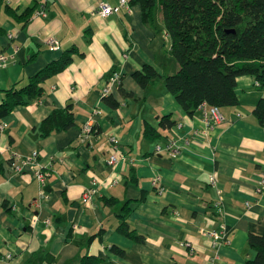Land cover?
Segmentation results:
<instances>
[{"label":"crops","instance_id":"crops-1","mask_svg":"<svg viewBox=\"0 0 264 264\" xmlns=\"http://www.w3.org/2000/svg\"><path fill=\"white\" fill-rule=\"evenodd\" d=\"M119 1L0 0V53L16 52L0 68V104L5 91L27 85L65 51L73 58L44 82L39 99L0 121V264H79L86 256L100 264L253 261L249 237L264 233V129L253 110L264 89L251 76L238 78L239 104L220 108L222 124L210 127L201 108L188 115L164 83L178 64L159 4L150 18L144 0H133L131 12L98 13L101 2ZM43 8L44 18L36 15ZM145 65L161 78L144 89L134 74ZM118 71L113 108L103 93ZM68 105L74 127L42 136V122ZM162 117L174 126H162ZM171 143L173 152L155 151ZM35 151L16 172L14 156L28 160ZM114 154L123 157L110 165ZM94 179L100 186L85 204Z\"/></svg>","mask_w":264,"mask_h":264},{"label":"trees","instance_id":"trees-1","mask_svg":"<svg viewBox=\"0 0 264 264\" xmlns=\"http://www.w3.org/2000/svg\"><path fill=\"white\" fill-rule=\"evenodd\" d=\"M156 2L171 39V53L178 64V71L166 77L164 83L188 115L192 116L203 104L219 108L237 106L236 87L240 77L251 76L258 89H264V0H144L145 16H152ZM38 6L39 3L35 8ZM71 52L65 51L27 85L20 86L18 82L5 91L0 104V121L15 108L39 99L44 93V82L73 62ZM160 78L150 65L134 74V79L144 89L157 85ZM104 100L113 108L119 105L109 96ZM253 115L264 129V98L258 101ZM74 125V110L68 105L45 119L40 131L46 137ZM161 125L172 128L174 122L162 117ZM249 245L256 251V257L246 264H264V233L251 234ZM79 264L100 262L86 256Z\"/></svg>","mask_w":264,"mask_h":264},{"label":"built area","instance_id":"built-area-1","mask_svg":"<svg viewBox=\"0 0 264 264\" xmlns=\"http://www.w3.org/2000/svg\"><path fill=\"white\" fill-rule=\"evenodd\" d=\"M126 9L128 12H131V3L130 0H120L119 4L117 6H111L110 4L106 2H101L99 5V10L98 13L102 15L103 17H109L115 14H118L120 11ZM36 15L39 17H46L47 12L43 9L39 10L36 12ZM10 39H12V36H9ZM49 45L51 46L52 50H58L60 48V43L55 40V39H49L48 40ZM16 52L13 53H5L2 52L0 53V68L6 67L10 62L12 63L14 61V56ZM121 77L122 74L121 72H114L107 80L106 85L104 87V97H108L111 95L113 92L114 88L118 87L121 84ZM203 112H204V119L208 123V125L211 127L215 125L222 124L225 121V117L223 113L221 112L220 108L217 106H210L208 107L206 104H203L200 107ZM84 132L87 134H92L94 132L92 124H87L84 128ZM173 143H171L169 146H167L165 149L161 148L160 146H157L155 151L157 153L161 152H173ZM174 156V155H173ZM38 157V152H33L32 157L29 158L28 160L22 159L21 156L15 155L14 156V163H13V168L16 172H22L27 165H31L34 160H36ZM122 154H114L111 156L109 160L110 165L116 164L118 161L121 160ZM260 185L264 188V162L261 163V173H260ZM37 180L40 182V185L42 186V189L45 188L46 186V176L43 173H40L39 171L36 173ZM210 181L212 184H215V179L214 177L211 176ZM94 186L92 189H90L84 197L85 204L90 203V200L93 198L94 193L96 192V189L98 186H100V182L98 180H93ZM154 185L157 186V182H154ZM44 192L40 194V199H44ZM218 210L221 212L220 208L218 207ZM48 223V222H46ZM214 235L216 236L215 232H203L204 236L207 235Z\"/></svg>","mask_w":264,"mask_h":264}]
</instances>
